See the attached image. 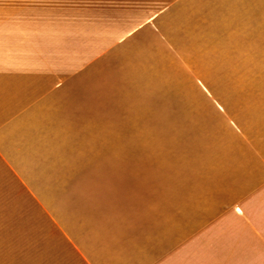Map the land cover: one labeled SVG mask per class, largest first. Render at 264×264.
<instances>
[{
  "label": "crops",
  "instance_id": "crops-1",
  "mask_svg": "<svg viewBox=\"0 0 264 264\" xmlns=\"http://www.w3.org/2000/svg\"><path fill=\"white\" fill-rule=\"evenodd\" d=\"M12 255L264 264V0H0Z\"/></svg>",
  "mask_w": 264,
  "mask_h": 264
},
{
  "label": "rangeland",
  "instance_id": "rangeland-1",
  "mask_svg": "<svg viewBox=\"0 0 264 264\" xmlns=\"http://www.w3.org/2000/svg\"><path fill=\"white\" fill-rule=\"evenodd\" d=\"M262 33V31L260 30L259 31V34H261ZM260 37H263V34L262 35H260ZM33 255V254H32ZM54 255V254H53ZM55 256V255H54ZM7 257H10V256H7ZM14 257V260H13V262H11V263H7V264H38V259L37 258H33V256H31V258L28 260H19V258H17L16 256H13L12 255V257L11 258H13ZM20 258H23V257H20ZM53 258V256L51 255V257H48V259H47V261H49V260H51ZM41 263V262H40ZM5 264V263H4Z\"/></svg>",
  "mask_w": 264,
  "mask_h": 264
}]
</instances>
